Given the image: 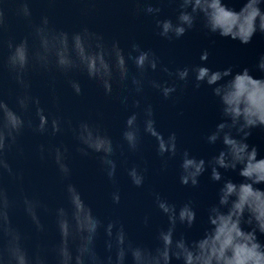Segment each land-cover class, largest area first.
<instances>
[{
  "label": "clouds",
  "instance_id": "1",
  "mask_svg": "<svg viewBox=\"0 0 264 264\" xmlns=\"http://www.w3.org/2000/svg\"><path fill=\"white\" fill-rule=\"evenodd\" d=\"M46 2L52 4L56 0ZM79 2L94 4L95 0ZM167 2L178 5L179 15L175 23L157 20L159 35L165 39L184 36L194 28L198 18L203 19L207 31L243 45L249 44L257 33L264 35V0H245L239 11L229 8L225 0ZM32 3L33 0H0V264H129V258L131 264H173L174 260L178 264H264V241L260 239L264 236V190L257 187L264 184V159H258L257 148L247 143L253 129H264V79L253 77L247 68L233 73L231 68L213 71L198 65L175 73L162 68L175 79L172 84H161L149 76L157 70L159 63L153 53L133 45L132 52L125 57L117 43L108 46L103 36L87 28L69 34L57 30L48 16L34 22ZM144 11L155 15L161 9L149 5ZM13 19L26 23L29 28L28 35L19 42L10 35ZM207 59L205 51L201 61ZM256 67L264 72V54L259 56ZM74 70L86 71L90 78L101 82L107 93L112 92L113 81H117L128 93L123 102L127 103L131 98L136 108H140L139 97L146 88L159 90L169 98L180 84L188 83L190 76L197 88L207 84L221 100L223 120L206 139L212 145L221 143L223 148L207 161L197 159L187 151L181 152L174 133L165 137L157 131L151 105L143 109L142 126L137 113L127 119L119 142L87 121L73 127L70 121L61 117L50 118L40 106L39 98L31 94L30 74H47L54 85V73L67 75ZM5 71L19 86L15 108L3 99ZM71 86L80 94L77 82L71 81ZM33 109L35 119L29 115ZM65 125L79 145L77 150L82 155H99L105 173L113 182L118 164L126 154L140 152L144 133L156 140L163 168L166 169L170 159L179 157L183 186L196 188L200 177L209 173L210 179L221 185L217 202L207 210L210 230L199 241L189 242L183 235L177 238L178 225L191 228L196 222L193 202L177 209L154 193L156 207L167 217L168 227L158 233L160 244L156 248L137 246L128 240L123 225L116 221L103 224L84 203L75 186L67 184L66 192L76 223L73 230L68 210L50 208L39 194L27 193L23 187V174L14 172L9 163L10 154L24 155L19 140L26 129L54 138L65 130ZM38 154L40 160H51L55 164L62 181L69 179L70 153L66 146L40 145ZM236 170L243 179L240 184L224 175ZM127 171L136 187L144 185L146 167L137 164ZM5 177L17 184L15 195H11L6 187ZM119 200L118 192L114 193L113 201L119 203ZM17 212L23 213L38 233L45 232L42 215L52 216L59 242L51 248L37 243L30 253L25 246L30 237L13 222ZM101 229L105 237V255H100L96 248Z\"/></svg>",
  "mask_w": 264,
  "mask_h": 264
},
{
  "label": "water",
  "instance_id": "2",
  "mask_svg": "<svg viewBox=\"0 0 264 264\" xmlns=\"http://www.w3.org/2000/svg\"><path fill=\"white\" fill-rule=\"evenodd\" d=\"M225 2L229 8L239 11L245 0ZM149 5L160 8V13L147 14L144 9ZM31 9L34 22H39L42 16H48L57 30L69 34L87 28L90 32L103 36L108 46L117 43L125 57L132 52L133 45L153 53L159 63L157 70L149 76L161 84H172L175 79L162 71V68L166 67L175 73L179 69L198 65L213 71L231 68L233 73L247 68L253 77L264 79V72L256 67L259 56L264 54V35L257 33L249 44L243 45L237 40L207 31L203 26V19L198 18L194 28L184 36L165 39L159 35L157 20H172L175 23L179 15L178 5L168 3L167 0H95L94 4L81 3L79 0H56L52 4L46 0H33ZM28 32L26 23L12 20L10 35L16 42L28 35ZM69 48H72L71 43ZM205 51L208 53L206 62L201 61V55ZM80 54H84L83 50H80ZM53 76L54 85L47 74L32 73L29 77L31 94L39 98L40 106L50 118L61 117L66 122L70 121L73 127L87 121L119 142L127 119L137 113L142 126L143 109L151 105L157 131L165 137L174 133L181 152L187 151L191 156L207 161L223 148L221 143L212 145L206 139L223 120L221 100L207 84H201L197 88L191 76L188 83L180 84L169 98H165L159 90L146 88L139 97L140 108L134 107L131 98L127 103L123 102L128 93L115 80L112 92L107 93L101 82L90 78L84 70H74L67 75L54 73ZM71 81L79 84L80 94L74 91ZM18 92L19 86L5 71L3 99L12 108L16 107ZM34 111L33 109L29 113L33 119ZM19 143L24 155L10 154L9 163L14 172L23 174L24 190L29 194H39L50 208H66L73 230L76 223L73 219V206L66 192L67 184L75 186L84 203L103 224L116 221L123 225L128 240L137 246L156 248L160 244L158 233L168 227L167 217L156 207L154 193L177 209L189 201L193 202L197 212L196 222L191 228L178 225L177 238L183 235L189 242L199 241L210 230L207 210L217 202L221 185L213 182L206 172L200 177L198 187L183 186L180 183L179 157L170 159L166 169L163 168L156 140L146 133L142 134L140 152L126 154L118 164L115 182L105 173L99 155H82L77 150L79 145L66 125L65 130L54 138L26 129ZM247 143L257 148L258 159H264V129H253ZM50 144H63L69 149L71 175L67 181L61 180L51 160L42 161L39 158V146L47 147ZM137 164L147 168L142 187H136L128 176L127 170ZM224 175L234 183L243 182L239 170L229 171ZM5 185L11 195L16 194L18 186L15 182L5 177ZM257 187L264 190V184ZM117 192L119 203L113 201V194ZM13 222L21 232L30 237L25 242L30 253L35 250L37 243L51 248L59 242L60 237L50 215H42L44 233L36 232L35 227L21 212L14 214ZM260 239L264 241V236ZM104 240L101 229L96 241L100 255H105ZM49 259H52L51 254ZM173 264L178 262L174 260Z\"/></svg>",
  "mask_w": 264,
  "mask_h": 264
}]
</instances>
